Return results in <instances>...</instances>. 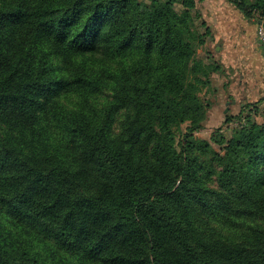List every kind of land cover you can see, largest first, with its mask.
Here are the masks:
<instances>
[{
	"label": "trees",
	"instance_id": "16d2710c",
	"mask_svg": "<svg viewBox=\"0 0 264 264\" xmlns=\"http://www.w3.org/2000/svg\"><path fill=\"white\" fill-rule=\"evenodd\" d=\"M201 1L0 0V264H264V109L193 134Z\"/></svg>",
	"mask_w": 264,
	"mask_h": 264
},
{
	"label": "crops",
	"instance_id": "0c3cea01",
	"mask_svg": "<svg viewBox=\"0 0 264 264\" xmlns=\"http://www.w3.org/2000/svg\"><path fill=\"white\" fill-rule=\"evenodd\" d=\"M211 1L215 20L206 21L211 27L213 40L205 46L214 48L212 56L215 55L213 58L220 65L219 72L214 73L211 80L220 88V99H226L223 101L226 110L229 104L243 108L264 97V47H260L256 38L240 34L241 28H247V20L227 0ZM246 55L250 57L247 64L243 60ZM234 67L240 73L231 69Z\"/></svg>",
	"mask_w": 264,
	"mask_h": 264
},
{
	"label": "rangeland",
	"instance_id": "374dc122",
	"mask_svg": "<svg viewBox=\"0 0 264 264\" xmlns=\"http://www.w3.org/2000/svg\"><path fill=\"white\" fill-rule=\"evenodd\" d=\"M214 2H217V0H215ZM212 4L213 2L211 0H203L201 2H197V13L199 14V17L195 18V26L197 31L204 32L205 28L201 26L202 21H205L206 25L208 26L209 22H213L215 20ZM178 8L180 9V7ZM207 19L209 20V22L206 21ZM246 20L248 26L246 29L241 28L243 29V31L240 32V34L242 36L249 35L252 36V38H256V41L260 45V47L263 46L261 45V43H259L257 39L258 28L261 25L264 26L263 22L259 21L257 17ZM213 52L214 48L203 46L198 50L197 54L201 58H205V56L209 54L211 56L210 60L215 61V55L212 56ZM249 58L250 57L248 55L243 57V60H245L246 64V60H249ZM215 62L218 63L217 60ZM231 69H233L235 73H240V71H237L235 67ZM219 90V86L215 87L212 80L210 88H208V90H202L201 97L204 103L207 105L206 120L202 123V128L197 131H194L193 133L196 138L205 139L210 141L211 143V137L217 131H219L226 139H228L237 127L246 124L248 121L261 123L262 119L260 117V114L261 111L264 109V97H260L257 98L255 102L246 104L243 108L237 104H229L228 110L226 111V106L223 103V101H225L226 99H220L221 92H219ZM227 117L230 119L228 122H226ZM186 127L187 124H183L181 126V131L184 132ZM178 139H180V133L177 134V140ZM212 145L214 148L219 149L217 145L213 143ZM210 184L211 186L215 185L214 182H211ZM32 236L35 237L36 233L34 232Z\"/></svg>",
	"mask_w": 264,
	"mask_h": 264
},
{
	"label": "built area",
	"instance_id": "2783aa9c",
	"mask_svg": "<svg viewBox=\"0 0 264 264\" xmlns=\"http://www.w3.org/2000/svg\"><path fill=\"white\" fill-rule=\"evenodd\" d=\"M257 39L261 45L264 46V26H259L258 31H257Z\"/></svg>",
	"mask_w": 264,
	"mask_h": 264
},
{
	"label": "water",
	"instance_id": "95a60500",
	"mask_svg": "<svg viewBox=\"0 0 264 264\" xmlns=\"http://www.w3.org/2000/svg\"><path fill=\"white\" fill-rule=\"evenodd\" d=\"M227 111V110H226Z\"/></svg>",
	"mask_w": 264,
	"mask_h": 264
}]
</instances>
